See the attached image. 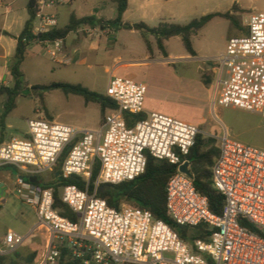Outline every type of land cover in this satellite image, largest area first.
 Masks as SVG:
<instances>
[{"label": "built area", "instance_id": "obj_1", "mask_svg": "<svg viewBox=\"0 0 264 264\" xmlns=\"http://www.w3.org/2000/svg\"><path fill=\"white\" fill-rule=\"evenodd\" d=\"M33 2L32 33L56 29L53 10L62 0ZM244 27L245 34L229 38L225 52L214 60L219 78L212 106L264 118V4L261 11L249 15ZM40 45L52 61L62 63V40ZM145 93L143 84L111 77L104 95L115 109L107 112L99 131L38 118L27 121L23 139L0 145V170L19 173L15 191L35 212L32 231L46 234L34 264H264V150L233 141L227 133L212 136L219 155L211 167V182L224 196L221 215H215L207 198L196 191L192 175L179 170L187 163L191 174L185 157L204 133L194 124L157 113L127 127L124 114L144 112ZM68 148L61 177L88 181L97 163L96 186L132 181L144 172L148 156L175 166L165 188L167 215L179 226L206 225L207 240L189 245L149 211L129 205L112 208L96 192L89 194L87 187L81 190L75 185L62 187L60 199L76 221L61 216L54 209L53 189L29 178L52 172ZM23 241L21 235L7 232L0 255L16 251Z\"/></svg>", "mask_w": 264, "mask_h": 264}, {"label": "rangeland", "instance_id": "obj_2", "mask_svg": "<svg viewBox=\"0 0 264 264\" xmlns=\"http://www.w3.org/2000/svg\"><path fill=\"white\" fill-rule=\"evenodd\" d=\"M27 2L0 0V5L11 3V8L20 16L25 15ZM263 4L264 0H143L138 5L131 2L123 22H142L151 28L160 22L185 25L209 13H231L238 26H233L228 19L215 17L191 37L195 57L188 55L177 36L165 42L167 56L164 57L151 36L148 37L152 46L149 53L139 31L115 27L101 30L99 26H81L78 35H70L69 64L52 61L43 50L29 51L21 65L24 86L16 97V108L5 119L9 128L0 135V145L11 139H23L27 121L38 118L99 131L103 121L97 104L85 103L81 96L66 94L60 89L41 91L32 87L80 84L90 91L105 94L110 78L119 77L146 87L143 107L146 116L152 113L169 116L194 124L204 133V138L214 139L212 136L227 133L233 141L264 150V118L237 108L212 106L219 78L214 60L225 52L229 38L245 34V21L249 15L261 11ZM70 7L78 17L93 15L96 8L104 21L116 17L115 5L110 0H73L64 8ZM2 13L0 9V19ZM65 22L61 14L58 25ZM75 36L79 39L73 41ZM38 94L42 95L43 102ZM4 102L5 97L0 96V114ZM54 172L39 175L40 184L54 182ZM18 176L12 168L0 170V180L8 190L0 210V237L8 231L18 235L29 232V238L16 251L3 255L11 258L18 254L19 258L14 257L17 264H26L22 260L25 256L36 252L38 257L43 251L46 234L41 229L32 231L36 215L30 205L17 197L15 179ZM122 205L128 204L120 207Z\"/></svg>", "mask_w": 264, "mask_h": 264}, {"label": "trees", "instance_id": "obj_3", "mask_svg": "<svg viewBox=\"0 0 264 264\" xmlns=\"http://www.w3.org/2000/svg\"><path fill=\"white\" fill-rule=\"evenodd\" d=\"M111 1L116 8V17L113 20L104 21L97 19L94 14L82 18H77L75 15L71 14L67 25L63 28L35 35L32 33L35 14L34 2L33 0H28L27 12L29 17L20 35L16 39L13 61L9 67V72L13 79V87L9 88L0 85V96L5 97L3 109L0 114L1 136L4 135L6 130L5 119L16 108V97L24 86V75L21 70V65L25 60L27 48L33 43L41 44L44 41L51 42L54 40L64 41L68 34L76 31L81 26H90L92 28L99 26L101 30L115 27L118 30L139 31L149 53H151L152 48L148 37H153L157 49L164 57L167 56L165 42L172 37H180L188 55L195 57L196 52L192 47L191 37L204 28L210 20L215 17H222L230 20L233 26H238L236 19L229 12L209 13L198 19H193L185 25L160 22L156 27L151 28L142 22L138 24H129L122 21V16L128 7V0ZM53 89H60L66 94L79 95L84 99L85 103L97 104L101 110L102 121H104L107 112L115 109V103L111 99L104 94L90 91L80 84L52 83L48 86L32 87V90L41 91ZM38 96L41 102H43L42 95L38 94ZM123 117L127 127H133L137 122L144 120L146 114L144 112L140 114L125 113ZM68 151L69 148L61 155L54 168V182L43 183V187L53 189L54 209H56L61 216L71 221H76V216L61 202L60 189L66 185H75L81 190H85L87 187L88 193L94 194L99 187L95 185L96 178L99 174V164L96 163L94 165L88 181L75 176L63 179L60 175V168ZM218 155L219 151L216 147V141L212 138H204L202 135H198L189 154L185 157L191 165V175L196 191L207 198L209 210L215 215H221L224 206V196L212 187L211 182V167ZM175 171V166L169 164L167 161L157 160L152 156H148L145 170L141 175L132 181L122 182L118 185H109L108 189L103 190L100 194H96V197L105 200L108 206L115 209H118L120 205L124 203L149 211L154 219L161 220L168 224L177 233L179 238L189 245H192L193 241L197 239L207 240L208 231L206 225L200 224L196 227L179 226L167 215L165 188L169 178ZM241 224L246 226L250 231L259 233L253 226L245 222ZM14 257L19 258V255L15 254L11 258L0 255V264H17ZM36 258V252H32L22 260L26 264H34Z\"/></svg>", "mask_w": 264, "mask_h": 264}, {"label": "crops", "instance_id": "obj_4", "mask_svg": "<svg viewBox=\"0 0 264 264\" xmlns=\"http://www.w3.org/2000/svg\"><path fill=\"white\" fill-rule=\"evenodd\" d=\"M71 1H73V0H62L61 4L59 6H57L53 10L56 13L57 22L58 23H59V18L61 16V14H64V18L66 20V22L63 25H61V26H59L57 24V28L56 29H60V28H63L64 26H66L68 21H69V18H70L71 14L75 15L77 18H82V17H78L74 12L70 11L71 7H70V9H65L64 8L65 5H67V4L70 5ZM142 1L143 0H128L127 10L130 7L131 2L133 4L138 5L139 3L141 4ZM111 3H112V1H111ZM11 5H12L11 3L8 4V5L2 3L0 5V9L3 10V13H2L1 19H0V85L5 86V87H9V88H11L12 84H13V79H12V76L10 75L9 67H10V65H11V63L13 61V56H14V53H15L16 39L20 35V33H21V31H22V29L24 27V24L28 20V17H29L28 16V12H27V4H26V7H25V15H20V16H19V14L17 12H15L11 8ZM98 12H99V8H96L94 10V15H95V17L97 19H101L98 16ZM122 18H123V16H122ZM101 20H103V19H101ZM83 27L92 28L90 26H83ZM79 29H80V27L76 31L71 32L70 34H68L67 37L65 38V40L63 41L62 54L63 53H65V54H63L62 59H61L62 64H69V62H70V60L68 59L69 58L68 57V45H67L68 39H69L70 35H72V34L76 33V35H78V32L80 31ZM76 39H79V36L73 37V41L76 40ZM151 48H152V46H151ZM41 50H42V47H41L40 44L33 43L27 48V53L29 51L31 53L41 52ZM7 128H9L8 125H6V129ZM83 129H86V128H83ZM22 135H23V137H25L26 133H24ZM38 182L40 183L39 180H38ZM41 185H43V184H41ZM7 191L8 190L5 189V184L0 180V210L2 208V204L5 202V199L3 198V196H5L7 194ZM35 224H36V222L33 224L32 230H33ZM30 230L31 229H29V231ZM28 233H24L23 235H21V236L24 237L23 243H25V241L29 238V234ZM4 236H5V234L1 235L0 244H1ZM44 239H45V237H44ZM43 246H44V241H43Z\"/></svg>", "mask_w": 264, "mask_h": 264}, {"label": "water", "instance_id": "obj_5", "mask_svg": "<svg viewBox=\"0 0 264 264\" xmlns=\"http://www.w3.org/2000/svg\"><path fill=\"white\" fill-rule=\"evenodd\" d=\"M179 170L181 172L185 173L186 175H188V176L191 177L190 172L187 170V163H185L184 165H182ZM29 181L30 182H33V183H38V178L32 177V178H29ZM108 188H109V185H100L97 188V190H96V194H100L103 190L108 189Z\"/></svg>", "mask_w": 264, "mask_h": 264}]
</instances>
